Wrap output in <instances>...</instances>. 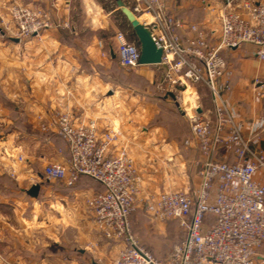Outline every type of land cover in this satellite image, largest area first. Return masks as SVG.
<instances>
[{
	"label": "crops",
	"instance_id": "0c3cea01",
	"mask_svg": "<svg viewBox=\"0 0 264 264\" xmlns=\"http://www.w3.org/2000/svg\"><path fill=\"white\" fill-rule=\"evenodd\" d=\"M204 1L177 0L169 10L218 36L221 0ZM14 3L41 9L67 27L16 41L5 27L14 29L10 14ZM116 9L106 11L99 0H0L4 22L0 24V124L4 126L0 132V264H113L124 246L104 238L88 211L87 200L102 189L97 181L84 176L75 185L64 186L44 175L49 162L66 165L71 156L58 133L57 112H70L76 123L94 121L100 133L114 127L121 131L117 149L127 148L141 180L139 208L131 216L133 232L138 221L145 226L151 223L144 203L150 194L194 192L200 186V152L185 111L190 93L185 92L182 106L174 100L177 109H170L169 115V97L160 88L164 76L160 64L127 68L145 79L142 95L120 88L119 31L112 37L97 33L109 27ZM103 12L105 16L99 17ZM89 19L93 23L88 30ZM185 27L176 28L181 40L192 35ZM223 54L233 70L223 102L253 146L264 150V97L253 87L256 78L264 79V60L255 56L251 44ZM207 101L200 98L193 107L215 125L217 105L212 94ZM34 184L41 185L37 197L28 192ZM41 215L46 219L41 220ZM41 221L47 222L44 244ZM156 228L160 236L166 234L161 223ZM41 246L46 249L42 255Z\"/></svg>",
	"mask_w": 264,
	"mask_h": 264
},
{
	"label": "built area",
	"instance_id": "2783aa9c",
	"mask_svg": "<svg viewBox=\"0 0 264 264\" xmlns=\"http://www.w3.org/2000/svg\"><path fill=\"white\" fill-rule=\"evenodd\" d=\"M123 1L139 18L150 15L144 23L163 50L161 87L181 90L189 83L202 84L216 101L215 125L185 109L200 152V186L194 192L150 194L144 202L153 216L178 220L185 235L169 259L161 260L133 232L131 216L139 207L141 180L127 148L117 149L121 131L116 127L100 133L94 121L76 123L70 112H57L58 133L71 156L66 165L49 162L44 175L69 186L83 175L100 184L102 189L89 197L87 208L98 232L124 245L113 264H264V150L253 146L222 98L233 74L223 51L251 44L255 56L264 60V0H221L218 36L171 12L169 5L177 0ZM10 8L19 39L64 26L41 9L18 3ZM184 27L192 35L181 40L176 28ZM116 38L120 64L139 67L138 41L123 31ZM253 87L264 97L263 78H256Z\"/></svg>",
	"mask_w": 264,
	"mask_h": 264
},
{
	"label": "rangeland",
	"instance_id": "374dc122",
	"mask_svg": "<svg viewBox=\"0 0 264 264\" xmlns=\"http://www.w3.org/2000/svg\"><path fill=\"white\" fill-rule=\"evenodd\" d=\"M99 1H101L104 8L106 9V11H112L115 8H117V9H116V11H114V13L112 12L110 15L111 22H110L109 27H105V29H100L97 33H99V35L103 34V35L112 37L118 31H123V32L127 33L131 39L137 40L133 34L132 28H131L130 24L128 23L127 19L122 14V12L118 9L116 0H107V1L106 0H99ZM101 16H105V13L104 12L102 14L100 13L99 17H101ZM1 23L4 25L3 20L2 21L0 20V24ZM92 23H93V21L91 19H89L88 22L85 23L86 27H88V30H89ZM95 24H97V22ZM63 25H64L63 27H67V23H63ZM5 27L10 34L9 36L16 37L15 36L16 30L9 28L6 25H5ZM53 28H62V26L61 27H52V28H49L48 30H52ZM46 31H44V32H46ZM31 36H29V37H31ZM29 37L24 38V39H19V40L20 41L24 40V42H26V40ZM213 39L215 40V38H213ZM11 40H10V38H7V41L9 43H11L10 42ZM112 47H113L114 51L116 52V42L113 41ZM117 58H118V55H117ZM227 59H228V57H227ZM118 62H119V59H118ZM119 64H120V62H119ZM117 81L119 83L120 88L128 89L129 91H131L135 95H142L146 91L145 88L147 85H146V83H145L146 81L142 77V75L137 73V72L135 73V72L129 71L127 69V67H124L122 65H121V69L119 71V77H118ZM160 88H161L162 94L167 95L169 97V105H168L169 106L168 107L169 115H170V109H172V110L177 109V107L175 105V101H178L179 104L182 106V102H183V99L185 96V92L187 90L190 93L189 96H190V100H191L190 102L191 103L189 104V107H187L186 105L185 106L183 105L182 108L187 107V109H188L191 107L192 111L196 112L194 107L196 105H198L197 104L198 99L201 98L204 100V102H208L207 100L211 99L210 91L208 90V88L206 86H204L202 84L189 83L187 86H185L181 90H170L169 88H167V90H165L161 86H160ZM169 93H173L177 97V99H173L169 95ZM180 99H182V101H180ZM105 124H106V120H105ZM3 130H4V126H2L0 124V132H2ZM0 136H1V133H0ZM173 171H175V170L173 169ZM167 190H172V189L168 188ZM146 217L149 218V221L151 223L148 224V226H145L142 220L138 221L137 228L134 231L137 234V238L139 239V241L144 246L149 248L159 259L168 260L170 257V254L172 253L173 249L175 248L177 242L182 240L183 236L185 235L183 227L180 225V222L176 219L162 220V219H159V218L153 216L150 213H147ZM44 219H46V216L41 215V220H44ZM156 223H161L163 226H165V228H166V234L165 235L160 236V233L156 228ZM45 230H47V222L45 221V223H44L41 221L40 237H41V242L44 240L42 242L43 244L48 239V236H47L48 232ZM43 250H46V249L42 248V246H41V255L44 253Z\"/></svg>",
	"mask_w": 264,
	"mask_h": 264
},
{
	"label": "water",
	"instance_id": "95a60500",
	"mask_svg": "<svg viewBox=\"0 0 264 264\" xmlns=\"http://www.w3.org/2000/svg\"><path fill=\"white\" fill-rule=\"evenodd\" d=\"M117 6L130 24L133 34L140 45V65L160 64L162 62L163 50L155 43L150 28L140 20V18L124 3L123 0H117ZM14 40L20 41L19 38H14ZM112 56L114 58L116 57L113 49ZM169 95L176 99V96L173 93H169ZM40 188V184H34L28 192L30 195L37 197Z\"/></svg>",
	"mask_w": 264,
	"mask_h": 264
},
{
	"label": "bare ground",
	"instance_id": "6f19581e",
	"mask_svg": "<svg viewBox=\"0 0 264 264\" xmlns=\"http://www.w3.org/2000/svg\"><path fill=\"white\" fill-rule=\"evenodd\" d=\"M149 19H150V15H143L142 17H140V20H142L143 22Z\"/></svg>",
	"mask_w": 264,
	"mask_h": 264
},
{
	"label": "trees",
	"instance_id": "16d2710c",
	"mask_svg": "<svg viewBox=\"0 0 264 264\" xmlns=\"http://www.w3.org/2000/svg\"><path fill=\"white\" fill-rule=\"evenodd\" d=\"M60 136H61V135H60ZM61 137H62V136H61ZM62 138H63V137H62ZM64 140H65V139H64ZM84 176H86V175L81 176V178L84 177ZM81 178H80V179H81ZM80 179H79V180H80ZM64 186H67V185L64 184ZM212 220H213V219L211 218L210 221H212ZM178 244H179V243H178ZM178 244H176V245H178Z\"/></svg>",
	"mask_w": 264,
	"mask_h": 264
}]
</instances>
